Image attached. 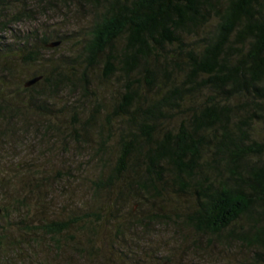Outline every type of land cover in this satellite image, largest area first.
<instances>
[{"label":"trees","instance_id":"16d2710c","mask_svg":"<svg viewBox=\"0 0 264 264\" xmlns=\"http://www.w3.org/2000/svg\"><path fill=\"white\" fill-rule=\"evenodd\" d=\"M90 1L100 12L89 40L78 55L50 65L46 72L41 69L42 53L51 37L27 34L15 42L4 41L11 23L23 20L24 10L12 0H0V114L17 120L45 109L47 115L46 103L67 83H75L63 65L83 60L92 67L103 57L104 75L109 77L112 63H117L130 81L120 103L107 114L111 137L113 126L120 123L118 152L93 190L115 191L122 206L130 197L138 202L163 197L169 188L190 193L194 207L185 223L191 229L215 238L231 234L254 253L256 264H264V0ZM7 12L11 20L3 16ZM212 18L213 31L197 39L198 47H189L183 36H198ZM55 38L61 44L63 38ZM121 38L125 43L120 54L110 53ZM165 45L176 50L159 63ZM10 53L24 66L39 64L27 81L41 79L30 87L24 86L27 81L10 86ZM69 69L76 71L74 66ZM135 73L139 77L132 80ZM141 87L152 94L146 96ZM178 118L175 127L166 126ZM105 141L101 138L100 144ZM7 216L0 205V217ZM124 217L116 216L118 228ZM86 218L52 220L18 235L1 225L0 264H20L17 261L32 252L38 236L57 242ZM242 220L248 230L236 231Z\"/></svg>","mask_w":264,"mask_h":264},{"label":"rangeland","instance_id":"374dc122","mask_svg":"<svg viewBox=\"0 0 264 264\" xmlns=\"http://www.w3.org/2000/svg\"><path fill=\"white\" fill-rule=\"evenodd\" d=\"M12 2L23 8L24 18L11 23L4 41L15 42L27 34L40 37L42 33L51 37L49 43L58 41L57 35L63 38L58 47H46L42 53L45 67L41 69L46 72L50 71V65L67 62V58L78 55L89 40L90 28L99 21L100 9H94L92 1ZM3 16L11 20L12 14L7 12ZM215 24L214 18L210 19L207 26L198 31V36H183V41L195 49L197 39L213 31ZM124 43L123 38L116 40L110 53L119 55ZM174 50L175 46L165 45L160 51L159 63ZM11 54L7 58L13 68L8 72L13 75L10 86H23L40 66H24ZM105 61L102 57L92 67H86L83 60L79 65H63L75 83H67L59 96L51 99L50 104L46 103L50 111L47 115L45 109L23 114L17 120L8 113L4 112L5 117L4 113L0 114V205L6 207L9 215L0 217V229L4 226L18 235L40 223L88 216L85 223L73 225L57 242L38 236L32 252H24L17 262L256 264L254 253L236 242L231 234L217 238L200 235L185 223L186 214L194 207L190 193H176L169 188L163 197L149 196L141 202L130 197L122 206V199L115 191L96 193L93 190L94 182L106 176L108 167L117 157L120 123L113 126L111 137L107 114L120 103L130 83L117 63H112L113 72L105 77ZM71 66L76 71L70 70ZM138 77L135 73L132 80ZM140 91L148 97L152 94L144 87ZM178 120L166 126L175 127ZM101 138L106 140L104 146L100 144ZM122 213L125 217L120 221L122 228H118L119 220L115 218ZM95 215L99 218L95 219ZM248 228L247 221L242 220L235 230L247 231ZM10 260L11 257L8 262Z\"/></svg>","mask_w":264,"mask_h":264},{"label":"water","instance_id":"95a60500","mask_svg":"<svg viewBox=\"0 0 264 264\" xmlns=\"http://www.w3.org/2000/svg\"><path fill=\"white\" fill-rule=\"evenodd\" d=\"M59 45H60V42L57 41V42L49 43L47 46H48L49 48H56V47H58ZM40 79H41V77H36V78H34V79H31V80L27 81V82L25 83L24 86H25V87H30L31 85H33V84H35L36 82H38Z\"/></svg>","mask_w":264,"mask_h":264}]
</instances>
